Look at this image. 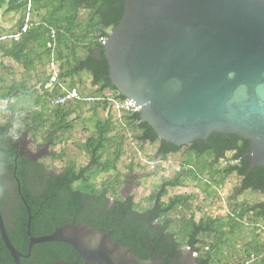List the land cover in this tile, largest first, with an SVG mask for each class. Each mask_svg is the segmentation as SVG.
<instances>
[{"label":"trees","instance_id":"trees-1","mask_svg":"<svg viewBox=\"0 0 264 264\" xmlns=\"http://www.w3.org/2000/svg\"><path fill=\"white\" fill-rule=\"evenodd\" d=\"M28 2L0 0V11L20 15L19 31ZM29 4L31 14L40 24L23 38L10 39L8 46L0 41V51L23 71L54 65L55 84L51 90H40L50 81L53 73H48L43 81L38 79L34 86L28 87L24 80L14 79L12 70L0 66V84L4 77L10 80V85L3 86L0 95V100L8 104L0 123V177L11 182L8 194H13L12 186H15L12 172L17 149L13 137L19 132L34 136L42 133L44 141L53 146L57 135L69 131L72 123L66 121L68 104L53 107L50 101L67 92H75L74 81L80 75L89 77L90 89L96 95L109 92L114 102L125 101L108 80V65L102 48V42L123 16V0H30ZM22 103L26 107L15 110ZM122 114V128L114 127L110 115L94 123L93 135L81 146L88 157L84 167H66L56 173L42 161L17 158L15 176L24 189L22 194L26 195L25 202L33 217L32 237L48 236L55 228L70 223H83L101 233L110 232L112 242L131 249L141 260H146L152 251V255L160 256L161 260L167 258L165 264H169L170 259L179 257L180 249H190L197 264H264V241L260 242L256 233L259 225L264 231V201L252 205L238 203L234 195L225 217L203 218L196 222L190 195L163 200L169 190L181 188L185 182L210 198L213 190L230 175L239 180L238 193L264 194V168L250 169L249 142L233 135L211 134L206 141L175 147L159 140L147 124L140 123L137 113ZM126 131L137 145H157L150 158L152 162L166 161L177 154L185 157L172 178H161L156 191L145 200L144 208L134 204L132 196L119 194V188L134 179L131 169L121 176L120 182L116 178L115 182L94 184L101 174H117L116 165L122 156ZM226 155H230L229 159L221 166ZM10 199L12 211L16 212L14 219L9 220V213L3 211V202H0V214L4 213V229L11 246L23 255L20 264H54L57 261L81 264L75 251L59 242L32 245L25 258L28 246L26 211L19 201L12 196ZM245 226L251 227V240L237 249L235 240ZM0 264H13L1 240Z\"/></svg>","mask_w":264,"mask_h":264},{"label":"water","instance_id":"water-1","mask_svg":"<svg viewBox=\"0 0 264 264\" xmlns=\"http://www.w3.org/2000/svg\"><path fill=\"white\" fill-rule=\"evenodd\" d=\"M123 2V16L102 48L110 84L137 108L140 123L175 147L211 134L237 136L249 142L250 169L264 168V0ZM19 156L12 172L18 194ZM20 199L28 214L25 258L32 245L59 242L70 246L81 264H160L137 258L112 242L110 232L83 223L34 238ZM0 240L13 264H20L23 255L11 246L1 214ZM181 255L183 263H194L192 250L182 249Z\"/></svg>","mask_w":264,"mask_h":264},{"label":"rangeland","instance_id":"rangeland-1","mask_svg":"<svg viewBox=\"0 0 264 264\" xmlns=\"http://www.w3.org/2000/svg\"><path fill=\"white\" fill-rule=\"evenodd\" d=\"M18 17H11L0 11V23L6 25L4 34H7L16 22ZM35 22H38L36 19ZM5 66L8 70L14 71L15 80H24L27 86H34L39 79L44 80L48 73L55 71V66L48 68L47 65L38 67L35 71H23L21 67L9 60L5 61ZM4 77V76H3ZM5 86L10 84V80L4 77ZM65 84V88H67ZM75 92L79 95L81 101L78 103H69L65 110L69 112L67 122L72 123V128L61 134L57 135V139L53 146H47V152L49 155L40 157V161L51 171L56 173L60 172L66 167H74L79 169L84 167L88 162V157L81 151V146L86 139L91 137L94 133V123L97 121H103L107 115H110L111 122L115 128L124 127L123 114L118 111L116 105L118 102H114L112 95L109 92H104L102 95H96L92 89H90V80L86 74L80 75L74 81ZM19 107V108H18ZM26 107L25 103L20 106H16L19 110ZM64 108V107H63ZM4 120V114L0 115V123ZM126 137L123 141L122 156L116 165L117 174L110 172L108 174H101L94 180V184L99 186L102 182L109 181L115 182L118 178V182L122 181V175L128 173L131 169L132 176L134 177L131 182L124 183L123 187L119 188V194L122 196H132L133 203L144 208L146 206V199L151 193L158 188L161 178H172L174 173L179 170L185 157L180 154L167 158L166 161H151V157L155 153L157 145L143 144L137 145L132 139L130 134L126 131ZM42 133L36 134V144L42 143ZM230 155H226L221 166H224ZM105 158V157H104ZM113 184V183H112ZM239 185V180L234 175L227 177L222 184L213 190L212 196L208 198L198 189H195L192 184L185 182L181 188L169 190L166 197L172 196H185L190 195V205L194 212V220L197 222L203 218H223L229 211V205L232 196H236L235 202H246L247 204H256L264 201V194H257L251 192L238 193L236 188ZM7 189V187H4ZM250 226H245L241 235L236 238L237 249L251 240ZM259 234V241H264V231L260 229L256 232ZM193 257V256H192Z\"/></svg>","mask_w":264,"mask_h":264},{"label":"flooded vegetation","instance_id":"flooded-vegetation-1","mask_svg":"<svg viewBox=\"0 0 264 264\" xmlns=\"http://www.w3.org/2000/svg\"><path fill=\"white\" fill-rule=\"evenodd\" d=\"M31 12H32L31 4H29V7L26 8V11L24 14L23 27L26 26V30L24 32H22L23 27H22L21 31L18 30V25H19L20 18H21L20 15L18 14V15H16V17H18V18H17V21L15 23V25H16L15 32L12 35V37L9 36L6 38H14V41H17L18 38H23V35H26L27 32L31 28H36L37 25L40 24L39 22L38 23L35 22L36 19L33 17ZM6 38H3V39L1 38L0 41H3ZM4 59H6L4 57V52L0 51V66H3V65L5 66ZM3 90H4L3 86H2V84H0V95L3 93ZM7 105H8L7 101L0 100V115H2L4 113V111L7 108ZM1 107H5V108L2 109ZM35 140H36L35 136L30 134L29 132H19L17 135H15L13 137V141H14L13 145L17 149V154L19 153L22 157H24L26 160H28L30 162L40 161L39 157L45 155V153H46L45 149H47V146L49 147V143L44 141V139L42 138V143L37 145ZM2 178L3 177H0V202H3L5 204L3 211L7 210L6 212L9 213L7 217L9 218V220H13L16 212L12 211L13 207H11V202H10L11 196L13 197V199L15 201H19L21 206L25 209L20 197H22L24 199V202H25L26 195L22 194V191L24 189L21 187L20 183H19L20 194L17 193V184L15 182H14L15 186L14 187L12 186V193L13 194H8V191L10 190L8 185H10L11 182L9 180H4ZM4 187H7V189ZM124 197H128V196L124 195ZM25 204H26V202H25ZM1 207H2V205H1ZM26 207H27L28 212H29L30 225H31V221L33 220V217L30 214L29 207L27 205H26ZM13 210H14V208H13ZM25 211H26V209H25ZM26 216L28 218L27 212H26ZM3 217H5L4 213L2 215V218ZM3 222H5L4 218H3ZM25 225H26V223H25ZM55 230H56V228H55ZM25 232H26V230H25ZM181 250L182 249H180L179 257L177 259H170L169 264H197L195 261V258L193 260L194 263H192V262L183 263L182 258H181L182 257ZM151 256H153L152 251L150 252L148 257L152 258ZM193 257H195V256L193 255ZM152 259L155 262L160 263V264H165L167 262V258H163V260H161V257L156 256V255H154Z\"/></svg>","mask_w":264,"mask_h":264},{"label":"built area","instance_id":"built-area-1","mask_svg":"<svg viewBox=\"0 0 264 264\" xmlns=\"http://www.w3.org/2000/svg\"><path fill=\"white\" fill-rule=\"evenodd\" d=\"M30 2V0H28ZM29 2L26 6V8L29 7ZM26 30V26L23 27L22 32H24ZM104 42V41H103ZM102 42V44H103ZM54 73L53 72L50 81L43 85L40 90L41 91H47V90H51L53 88V85L55 84V78H54ZM80 97L78 94H76V92L72 91V92H67L65 95L60 96V97H56L53 98L50 101V105L53 107L56 106H65L66 104H69L71 102H75V101H80ZM116 108L118 111L120 112H125V113H135L137 111V108L131 107L128 101H124V102H120L119 104L116 105Z\"/></svg>","mask_w":264,"mask_h":264},{"label":"crops","instance_id":"crops-1","mask_svg":"<svg viewBox=\"0 0 264 264\" xmlns=\"http://www.w3.org/2000/svg\"><path fill=\"white\" fill-rule=\"evenodd\" d=\"M3 13V12H2ZM5 14V13H4ZM6 15H11V17H16V15H18V14H15V13H12V14H6ZM17 21V20H16ZM16 23V22H15ZM15 23H14V25L11 27V28H8V29H12L10 32H8L7 34H4L5 33V30L4 29H6V25L4 24V23H0V38H6V37H12V35L14 34V32H15V27H16V25H15ZM10 39H13L14 40V38H6V39H4L3 41H4V43L8 46V42L10 41ZM6 58V57H5ZM7 60H9L10 61V63L12 62L9 58H6V59H4V62L5 61H7ZM14 63V62H13ZM16 65V64H15ZM54 66V65H53ZM16 67H18L17 65H16ZM48 68H50V67H48ZM12 73H14V71H12ZM53 72H51V74H52ZM55 73H56V70H55ZM10 85V84H9ZM9 85H6V87H8ZM2 86H5V83H2Z\"/></svg>","mask_w":264,"mask_h":264}]
</instances>
